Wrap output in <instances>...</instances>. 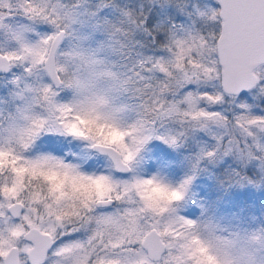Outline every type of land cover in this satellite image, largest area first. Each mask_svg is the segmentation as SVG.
<instances>
[{
  "label": "snow or ice",
  "instance_id": "6c2138e0",
  "mask_svg": "<svg viewBox=\"0 0 264 264\" xmlns=\"http://www.w3.org/2000/svg\"><path fill=\"white\" fill-rule=\"evenodd\" d=\"M200 174L264 183V0H0V264H252Z\"/></svg>",
  "mask_w": 264,
  "mask_h": 264
},
{
  "label": "rangeland",
  "instance_id": "374dc122",
  "mask_svg": "<svg viewBox=\"0 0 264 264\" xmlns=\"http://www.w3.org/2000/svg\"><path fill=\"white\" fill-rule=\"evenodd\" d=\"M156 146L152 149L155 153H161L162 146L157 141ZM164 147V146H163ZM170 149V148H168ZM69 147H64L65 152H69ZM172 150L170 169L174 174L171 178L175 179L183 174V170L188 166L185 157L188 151L178 150L179 158H175L173 154L177 150ZM173 155V156H172ZM226 166V165H225ZM209 173H215L218 170L222 171L220 165H208ZM194 192L196 198L205 203L210 214L218 216H225L235 219L233 222H238L242 227L248 229L264 228V183H259L255 186H221L215 179L211 178L209 174L197 175L194 181ZM192 210L197 209L196 213L192 215L189 211L183 214L189 218L195 219L200 216L201 209L194 204Z\"/></svg>",
  "mask_w": 264,
  "mask_h": 264
},
{
  "label": "clouds",
  "instance_id": "9594fccd",
  "mask_svg": "<svg viewBox=\"0 0 264 264\" xmlns=\"http://www.w3.org/2000/svg\"><path fill=\"white\" fill-rule=\"evenodd\" d=\"M215 219L218 220V222L221 224V226H224L227 221L225 220H219V216L216 215ZM255 229H249V231H254ZM259 247L258 245H252L251 248H257ZM235 255L240 257V264H247V256L243 255L239 252V250H237V252L235 253ZM252 264H264V251H257L254 253V258H253V262Z\"/></svg>",
  "mask_w": 264,
  "mask_h": 264
},
{
  "label": "trees",
  "instance_id": "16d2710c",
  "mask_svg": "<svg viewBox=\"0 0 264 264\" xmlns=\"http://www.w3.org/2000/svg\"><path fill=\"white\" fill-rule=\"evenodd\" d=\"M153 143H155V142H153ZM164 146V147H163ZM162 146V149H161V153H163L165 156H167V157H171V153H172V150L171 149H168V147L166 146V145H163ZM180 150H182V151H186L187 149H180ZM188 151V150H187ZM177 152H179L178 150L175 152V154H173L174 156H175V158H179V154H177ZM172 155V156H173ZM254 171V170H253ZM251 174V173H250ZM192 206L191 207H188V208H185L184 209V212H186V211H189L192 215H194L195 213H196V211H197V209H193L192 210ZM183 212V213H184Z\"/></svg>",
  "mask_w": 264,
  "mask_h": 264
}]
</instances>
